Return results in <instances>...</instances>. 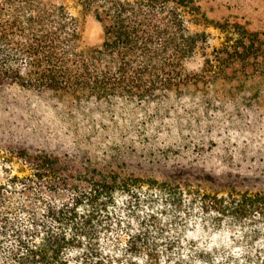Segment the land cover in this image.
<instances>
[{
    "label": "trees",
    "instance_id": "trees-1",
    "mask_svg": "<svg viewBox=\"0 0 264 264\" xmlns=\"http://www.w3.org/2000/svg\"><path fill=\"white\" fill-rule=\"evenodd\" d=\"M81 2L103 26L98 47L82 44L80 25L63 6L0 0V93L19 87L78 103L150 102L204 83L243 93L264 81V17L216 21L224 40L202 75H190L185 63L205 36L189 24L205 17L204 0ZM4 143L0 264H264L262 193L204 195L196 212L182 186ZM198 232L210 243L189 239Z\"/></svg>",
    "mask_w": 264,
    "mask_h": 264
},
{
    "label": "rangeland",
    "instance_id": "rangeland-1",
    "mask_svg": "<svg viewBox=\"0 0 264 264\" xmlns=\"http://www.w3.org/2000/svg\"><path fill=\"white\" fill-rule=\"evenodd\" d=\"M48 1L77 20L84 46L102 44L103 26L81 0ZM236 4L204 0L205 17L190 23L189 30L205 39L201 37L186 61L187 73L202 75L206 59L221 46L224 36L214 27L216 21L231 14H250L255 21L264 17V4ZM230 6L236 8L229 10ZM256 84L250 83L243 93L220 84L210 89L204 83L196 91L150 102L82 103L12 87L0 93V141L15 142L31 152L81 155L98 167L182 186L197 212L204 195L264 194V98H252L256 89L264 90V81ZM4 142L0 168L8 167L9 161ZM189 239L210 243L202 232L190 233Z\"/></svg>",
    "mask_w": 264,
    "mask_h": 264
}]
</instances>
